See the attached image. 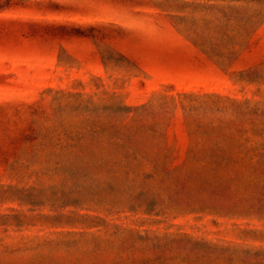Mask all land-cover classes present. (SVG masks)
Segmentation results:
<instances>
[{
    "label": "rangeland",
    "instance_id": "obj_1",
    "mask_svg": "<svg viewBox=\"0 0 264 264\" xmlns=\"http://www.w3.org/2000/svg\"><path fill=\"white\" fill-rule=\"evenodd\" d=\"M78 1L156 35L117 49L151 65L40 55L32 2L0 9V264L151 254L116 223L264 248V0Z\"/></svg>",
    "mask_w": 264,
    "mask_h": 264
},
{
    "label": "trees",
    "instance_id": "obj_2",
    "mask_svg": "<svg viewBox=\"0 0 264 264\" xmlns=\"http://www.w3.org/2000/svg\"><path fill=\"white\" fill-rule=\"evenodd\" d=\"M28 2L33 4V9L30 10L33 15L17 16L15 19L28 23L25 34L37 44L40 55L48 56L60 45L75 40L80 45L75 53L88 60L99 55L101 62L112 59L136 66L151 65L145 55H131L128 51L117 50L126 42L140 44L151 40L158 41L156 35L142 32L140 22H126L124 7L115 9L111 6H100L96 2L85 3L78 0H0V9L15 12L20 7L25 8ZM90 55L92 57L87 58ZM0 130L5 134L1 125ZM8 149H11L10 155L14 153V147L8 146L7 152ZM113 227L115 229L112 235H119L124 239L120 243L121 250L146 248L136 247L134 243L140 240L150 243L151 254L142 259L133 258L129 261L116 258L112 262L98 261L91 264H222L221 260H225L226 264H264L263 247L243 248L230 243L224 245L186 231L162 232L145 229L140 233L117 223ZM101 247L99 243H95L93 249L101 250ZM169 257L179 260L170 263Z\"/></svg>",
    "mask_w": 264,
    "mask_h": 264
}]
</instances>
